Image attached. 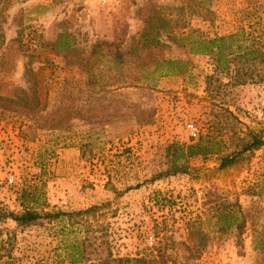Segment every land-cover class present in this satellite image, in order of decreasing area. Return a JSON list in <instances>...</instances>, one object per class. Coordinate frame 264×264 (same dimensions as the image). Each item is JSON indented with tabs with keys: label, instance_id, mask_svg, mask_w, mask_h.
Returning <instances> with one entry per match:
<instances>
[{
	"label": "rangeland",
	"instance_id": "374dc122",
	"mask_svg": "<svg viewBox=\"0 0 264 264\" xmlns=\"http://www.w3.org/2000/svg\"><path fill=\"white\" fill-rule=\"evenodd\" d=\"M242 30L264 46V0H0V95L42 107L32 122L0 109V207L22 212L23 190L39 213L101 206L82 222L106 228L115 257L264 264V146L220 168L239 138L264 139V83L210 95L207 77L229 84L235 73L193 54L198 38ZM221 109L237 119L221 154L168 155L226 125ZM40 116L46 130L35 128ZM185 163L187 173L152 181ZM76 237L67 222L0 221V264H70L64 248Z\"/></svg>",
	"mask_w": 264,
	"mask_h": 264
},
{
	"label": "trees",
	"instance_id": "16d2710c",
	"mask_svg": "<svg viewBox=\"0 0 264 264\" xmlns=\"http://www.w3.org/2000/svg\"><path fill=\"white\" fill-rule=\"evenodd\" d=\"M64 38V34L59 36L56 42L58 48L67 45ZM159 44L160 42L158 40H153V46ZM194 45L197 46L198 49L193 52V54L211 56L216 63L217 73L223 75H232V73H235V76L230 78L231 82L229 84H222V80L218 79L216 76L207 77V79L210 80V82H208L210 95L216 94L221 87L264 83L262 75L264 73V46L253 34L242 30L235 34L213 39L198 38L194 40ZM161 64L178 68V72H176L178 74L183 71V64L181 61L165 60ZM216 82L220 84L217 86L215 84ZM0 109L3 112L9 111L26 114L28 122H32V120H36L35 117L38 115V112H41L42 107L38 99L36 102H28L16 96L8 97L0 95ZM219 114L228 122L226 125L221 127L211 126L207 134L201 135L190 144L170 146L168 148V155L173 156L175 160L178 161L181 158L189 159L221 154L224 147L226 148V141L223 136L226 135L225 133L228 132L227 130L231 125L233 129L235 125L234 121L237 119L230 110L221 109ZM40 118L44 121V124L36 125L35 128L46 130L48 119L44 116H40ZM27 129L34 130L30 127H27ZM27 134V130H22V136H26ZM248 137H250L248 140L246 138L238 139L240 143L236 146L237 150L235 152L223 154L220 166L221 169H227L237 164L242 155L254 150H259L264 146V139L259 135L250 134ZM187 171L188 167L185 163L182 167L175 166L169 172L154 177L152 181L178 173L185 174ZM19 199L20 206L23 208L22 212H9L0 207V221L11 219L19 227L39 226L42 225L44 221L52 223L67 222L71 224L74 230L77 229L78 232H81L82 238L76 237V241L73 243L70 242L71 244H68V246L64 248L66 259L70 264H88L94 261L97 262V264H159L160 258L164 257L161 251L156 255L152 253L150 259L145 256L135 259L115 257L109 247L106 228L101 224L96 225L90 222H82L83 218L94 217L102 210L101 206H94L90 209L75 213L62 211L39 213L34 208V194L23 190L20 193ZM236 223H238L237 225H239V228H242L245 225V218L237 220ZM193 231L194 230H192V232ZM65 232L66 229L62 231L63 234H65ZM261 247L262 244H260L257 249Z\"/></svg>",
	"mask_w": 264,
	"mask_h": 264
},
{
	"label": "built area",
	"instance_id": "2783aa9c",
	"mask_svg": "<svg viewBox=\"0 0 264 264\" xmlns=\"http://www.w3.org/2000/svg\"><path fill=\"white\" fill-rule=\"evenodd\" d=\"M98 1H99L100 3H102V4H104V5H107V4H109V2H110L111 0H98ZM188 127H189V130L191 131L192 136H193L194 138H198V132H197L195 126H194V125H189ZM9 182H10V184H12V183H13V178H10V179H9Z\"/></svg>",
	"mask_w": 264,
	"mask_h": 264
}]
</instances>
